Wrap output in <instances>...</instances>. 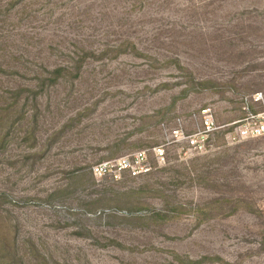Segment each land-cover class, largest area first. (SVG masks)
I'll list each match as a JSON object with an SVG mask.
<instances>
[{
  "label": "rangeland",
  "instance_id": "1",
  "mask_svg": "<svg viewBox=\"0 0 264 264\" xmlns=\"http://www.w3.org/2000/svg\"><path fill=\"white\" fill-rule=\"evenodd\" d=\"M255 93L264 0H0V264H264V136L165 131Z\"/></svg>",
  "mask_w": 264,
  "mask_h": 264
},
{
  "label": "built area",
  "instance_id": "2",
  "mask_svg": "<svg viewBox=\"0 0 264 264\" xmlns=\"http://www.w3.org/2000/svg\"><path fill=\"white\" fill-rule=\"evenodd\" d=\"M244 103L247 105L242 109L244 116L229 125H219L214 119L212 109L209 107L191 113L188 120L191 122L193 130L189 133L184 131L183 121L176 119V128L171 131L165 130L168 144L182 145V149L185 151L199 154L205 150L207 143L217 135H221L225 142L229 144L264 136V94L255 93L247 97ZM156 153L160 157L162 156L160 148L157 149ZM144 162L145 155L139 152L132 157L120 158L107 163L97 171L116 169L118 173L125 172L132 177H136L147 172Z\"/></svg>",
  "mask_w": 264,
  "mask_h": 264
}]
</instances>
